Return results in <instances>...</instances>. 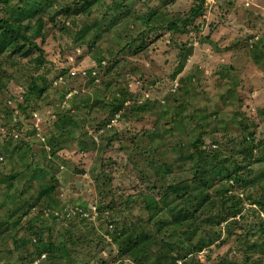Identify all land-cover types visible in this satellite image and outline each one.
Returning a JSON list of instances; mask_svg holds the SVG:
<instances>
[{
	"label": "rangeland",
	"instance_id": "374dc122",
	"mask_svg": "<svg viewBox=\"0 0 264 264\" xmlns=\"http://www.w3.org/2000/svg\"><path fill=\"white\" fill-rule=\"evenodd\" d=\"M198 2L55 0L34 37L42 62L32 48L0 50V147L13 150L5 161L0 149V264H138L118 255L122 227L151 237L136 251L142 264L157 251L163 264H264V158L254 160L264 154V0H201L203 15L185 23ZM119 10L134 31L118 41ZM84 27L99 31L94 46ZM33 75L43 91L30 101ZM249 132L254 161L235 172ZM204 154L214 176L189 199L206 187L216 204L200 207L205 220L170 223L166 186L198 185ZM49 239L65 254L30 263Z\"/></svg>",
	"mask_w": 264,
	"mask_h": 264
},
{
	"label": "trees",
	"instance_id": "16d2710c",
	"mask_svg": "<svg viewBox=\"0 0 264 264\" xmlns=\"http://www.w3.org/2000/svg\"><path fill=\"white\" fill-rule=\"evenodd\" d=\"M201 2V0H199ZM55 0H0V11H1V7H3V4H6V6L9 7V11L7 16H2L0 15V50L2 51H8V52H13V53H18V52H26V50L28 49H34L38 52V59H36L39 62H42V60L40 59V56L43 55L44 50L41 48V46L37 43V41L35 40L37 35L40 36V34L42 35V27H43V18L46 15V11L48 10V7L52 6V3H54ZM198 2V4L195 7H192L191 12L189 13L188 16L185 17V23H188V21L197 18L201 15H203L204 13V9H203V2ZM74 11L78 12V9H74ZM67 13L70 12L67 9V6L64 8H60V10H56L55 13ZM62 13V14H63ZM132 16H130V14L128 13V11H118L117 15L114 16V19L111 20L112 24H114L115 26V32L117 30H120V33H118V35H113V38L117 39L118 41L120 39H122L123 37L121 36V32H130L131 34L133 33V27H131L128 23V21L131 19ZM183 18V17H182ZM181 18V19H182ZM181 19H180V24L177 25L175 21H169V25L170 29L174 30V29H180L182 27L181 25ZM150 21V19H149ZM31 22H33L32 26H31ZM123 24V26H122ZM91 26H93L92 24H90ZM33 30L31 33L29 34H24L26 29H30ZM64 28H67L65 25L62 26ZM119 27H121V29H119ZM36 28V30H34ZM88 27H84L81 30H84L85 33H92V35L90 34L88 41L89 43L93 44V46L95 45L94 43H96V41L98 42V38L100 37L99 35V31L94 27L88 30ZM183 28V27H182ZM80 30V29H79ZM78 30V31H79ZM81 30L79 31L78 35H82ZM185 31V30H184ZM144 32L142 31L139 35H142ZM35 37V39H34ZM133 37V36H132ZM134 38V37H133ZM133 38L131 39V41H133ZM129 43V42H128ZM129 45V44H127ZM92 46V47H93ZM96 51H98V49H96ZM100 62V60H99ZM36 78H43V76L41 75H33L31 81L29 82L28 86H27V91H26V99H29L30 101H32V99L34 98V95L36 93H39L41 91H43V87H39V80ZM24 97V96H23ZM30 104V102H26L23 100L22 103L17 102V108L19 110H21L22 112L25 111L26 106H28ZM137 107L140 109L142 108V106L140 104L137 105ZM24 113V112H23ZM66 114V113H64ZM199 133V132H198ZM251 138L250 141L248 143V140L243 138V148H239V150H241L240 154H242V158L241 161L247 160L243 165H240L239 167L235 168V172H237L238 170H242L246 169L250 166V164L253 163L254 160L256 159H263L264 158V154L261 153V149L259 150V156L256 157L254 160H251V155L252 154V146H257L256 143H254V141H251L252 139V132H249ZM18 136V135H17ZM53 137L56 138V135H54ZM59 137V136H58ZM197 139H199L200 137L197 136ZM264 141V140H263ZM262 142V141H261ZM1 147L0 149L3 150V154H6L7 152H9L7 157H4V160L6 161L7 158L10 156L12 157V151L13 150H9L8 146L9 143L7 141H3L1 140ZM46 143H48L46 141ZM44 144L45 145V150L47 151L48 149L51 150L52 145L49 147L48 144ZM47 145V146H46ZM54 147V146H53ZM196 150L201 149L198 145L195 148ZM9 150V151H8ZM56 148L53 149V153H55ZM52 151V150H51ZM208 154H204L203 156H198L202 163L203 166H205L206 168H203L202 170H200V176H198L197 182L198 185L196 183H191V184H186L185 186H181V182H175V183H170L168 184V186H166L167 188V192H165L166 194H170L171 198L170 201L171 203H169V201L167 202V211L168 213H171V222L170 223H181L184 224L185 222H190V221H197L198 219H202L205 220L206 217L203 216L206 213H199V210L201 209V206H204L206 208V211H212L213 209V205L216 204L213 200L215 198L210 199V194L207 193V191L205 190L206 187L203 188V191H200L198 196L193 197L192 200L189 199V193L192 191H195V189L203 187L201 185H206L207 181H211L209 180V176L208 173L212 176H214V171H211L212 165L208 164V162L205 160ZM20 162V161H19ZM241 170V172H242ZM261 173H264V170H262ZM17 174H13L12 176H9V178H17L16 177ZM12 179H10V181H12ZM16 180V179H15ZM54 187V185H53ZM50 186H45L42 189H40L39 194L42 195H49L50 193H52V190L50 189ZM190 191V192H189ZM173 198H176V200H174ZM227 199V198H226ZM225 199V200H226ZM258 204H260V200H255ZM36 203V202H35ZM222 203L226 204L227 202L222 201ZM232 203H235V201L233 200ZM57 201H53V205H56ZM32 205V204H31ZM34 205V204H33ZM32 205V206H33ZM155 207L156 203L152 204L151 206ZM150 206V207H151ZM231 210L228 209L227 212L228 213H232L234 215V213H236L237 211H239L240 208H236V205L233 204L231 206ZM153 212H155L152 208L149 210V217H152ZM25 214V212H22ZM8 215H14L12 214V212H10ZM208 217H212L211 213H207ZM227 216H221L220 219H214L216 220V223H219L220 220H223L224 218H226ZM161 219V218H160ZM159 218L157 220H155L156 222L160 220ZM264 220V219H262ZM149 223V222H147ZM166 225H168V222H164ZM117 236L123 238V240L120 242L119 240H117V238H114V243L118 244L119 247V252L118 255H131L132 259L135 262H138V264H142L141 260L135 256L136 255V251H140L141 246L144 244L145 245V241L149 240L151 237L149 235H146L145 233H142L139 237L136 236L133 238L131 233H128L126 231V229L124 227H122L120 229V231L115 233ZM140 243V244H139ZM150 243V242H148ZM138 244V246H137ZM147 244V243H146ZM59 251L62 253L60 254ZM58 253V256H56L55 258H61L62 255L65 254V250L63 249V247H57L54 243V241L50 240L46 241V242H41L38 243L35 248L34 251H31L30 254H27V257L29 258L30 263H32L34 260H37L40 258V261L43 260L44 258L49 259L50 261H53V257L55 256V254ZM64 253V254H63ZM161 257V255L157 252L154 253V264H163V261H161L159 258ZM63 261V260H62ZM54 262V261H53ZM73 262V261H72ZM55 263V262H54ZM33 264V263H32ZM57 264H61L60 262ZM63 264H67L65 261H63ZM73 264H86L85 262H83L82 260H76V262H73Z\"/></svg>",
	"mask_w": 264,
	"mask_h": 264
},
{
	"label": "water",
	"instance_id": "95a60500",
	"mask_svg": "<svg viewBox=\"0 0 264 264\" xmlns=\"http://www.w3.org/2000/svg\"><path fill=\"white\" fill-rule=\"evenodd\" d=\"M77 184H80V182L78 181Z\"/></svg>",
	"mask_w": 264,
	"mask_h": 264
}]
</instances>
